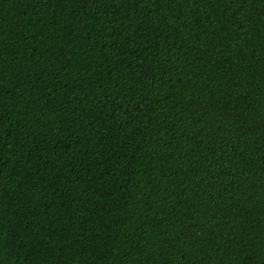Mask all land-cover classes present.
I'll return each instance as SVG.
<instances>
[{
    "label": "trees",
    "instance_id": "obj_1",
    "mask_svg": "<svg viewBox=\"0 0 264 264\" xmlns=\"http://www.w3.org/2000/svg\"><path fill=\"white\" fill-rule=\"evenodd\" d=\"M0 264H264V0H0Z\"/></svg>",
    "mask_w": 264,
    "mask_h": 264
}]
</instances>
